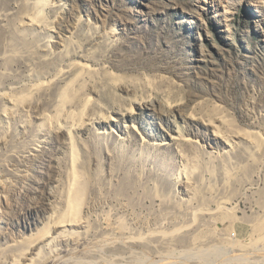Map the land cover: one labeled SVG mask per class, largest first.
Wrapping results in <instances>:
<instances>
[{"label": "rangeland", "instance_id": "1", "mask_svg": "<svg viewBox=\"0 0 264 264\" xmlns=\"http://www.w3.org/2000/svg\"><path fill=\"white\" fill-rule=\"evenodd\" d=\"M0 264H264V0H0Z\"/></svg>", "mask_w": 264, "mask_h": 264}, {"label": "bare ground", "instance_id": "2", "mask_svg": "<svg viewBox=\"0 0 264 264\" xmlns=\"http://www.w3.org/2000/svg\"><path fill=\"white\" fill-rule=\"evenodd\" d=\"M46 2V1H45ZM45 5V4H44ZM34 20H36L35 18H34ZM38 20H36V22H37ZM85 65V64H84ZM83 65V66H84ZM72 84V83H71ZM138 106H144V107H146V109L147 110H151V109H153V108H155L156 106H161L163 109H165V105H163V104H161V103H158V105H156V104H154V103H152V102H143V103H139L138 104ZM136 108V107H135ZM164 113H166V111L164 112ZM80 114V113H79ZM78 114V115H79ZM81 115V114H80ZM73 182V181H72ZM71 182V183H72ZM71 187V186H70ZM72 189V188H71ZM69 191H70V189H69ZM69 194V193H68ZM79 201H80V192L77 190L76 192H75V194H74V196H72L71 197V199H70V202H69V207H68V211H69V214H71L70 215V218H61V219H58V220H56V222H55V227H58V228H60L61 230H65L66 228H71L72 227V223H73V221L77 218L76 217V214H77V211H78V205H79ZM67 209V208H66ZM66 212V211H65ZM65 212H64V214H65ZM65 216V215H64ZM48 236H49V230L46 232V230H43V231H41L39 234H37V236H36V234H35V236H34V238L36 237V239H37V242H40L42 245H45V242L47 241V239H48ZM47 238V239H46ZM46 239V240H45ZM42 240V241H41ZM45 240V241H44ZM34 247H43L44 248V246H38V245H35L34 244ZM260 249V248H259ZM204 252V251H203ZM215 253V250H214V248H210L208 251H207V253L206 254H208V255H213ZM204 256H207V255H205V254H203ZM215 255V254H214ZM198 256V255H197ZM199 256H200V254H199ZM201 256H202V254H201ZM214 257V256H213ZM196 258H198V257H196ZM199 258H201V257H199ZM202 258H203V256H202ZM30 260V262H32V260L33 259H29Z\"/></svg>", "mask_w": 264, "mask_h": 264}]
</instances>
